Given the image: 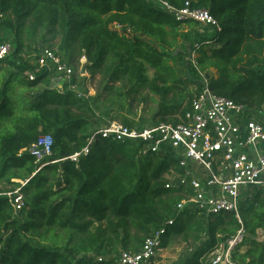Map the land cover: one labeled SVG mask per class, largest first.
Instances as JSON below:
<instances>
[{"label": "trees", "instance_id": "obj_1", "mask_svg": "<svg viewBox=\"0 0 264 264\" xmlns=\"http://www.w3.org/2000/svg\"><path fill=\"white\" fill-rule=\"evenodd\" d=\"M166 1L180 9L187 0ZM190 2L206 9L218 28L204 35L198 23L177 21L147 0H0V42L9 37L13 47L0 68L9 64L19 72L23 88L43 86L29 93L25 114L16 117L11 78L0 86V122L10 120L13 128L0 133V264H117L121 252H138L159 229L165 230L162 249L186 245L177 264H210L238 235L231 262L264 264V199L257 189L241 191L240 220L187 208L176 214L191 191L166 188L171 173H182L170 152L143 153L141 142L96 136L87 156L69 159L102 125L142 129L128 117L142 90L162 100L157 123L181 122L202 88L188 61L192 50L211 93L243 105L246 119L264 127V0ZM42 49L70 67L85 58L84 70L102 77L96 94L80 99L53 87V73L37 70ZM42 134L52 138L50 156L37 159L29 151ZM17 189L24 205L15 213L5 194Z\"/></svg>", "mask_w": 264, "mask_h": 264}, {"label": "built area", "instance_id": "obj_2", "mask_svg": "<svg viewBox=\"0 0 264 264\" xmlns=\"http://www.w3.org/2000/svg\"><path fill=\"white\" fill-rule=\"evenodd\" d=\"M158 3L177 21H194L202 31L218 28V23L206 9L192 8L190 0L180 9L174 8L166 0H147ZM198 45H194L197 48ZM13 51L11 43L0 42V63ZM188 61L195 67L202 82L201 91L193 99L181 122L160 123L148 128H130L117 122L99 127L88 139L86 145L69 157L78 163L88 155L96 136L113 141H131L144 144L143 153L168 151L177 159L180 175L170 178V186L188 187L191 194L184 192V199L176 206V214L185 208L196 210L201 215L213 216L234 213L238 220V203L241 191L255 188L264 199V127L254 120H247L243 105L215 96L208 88L209 78L195 66V52H189ZM37 70H46L54 75L60 88L75 94L80 99L88 95L79 89L74 81L72 67L51 50L42 49L37 58ZM32 81L34 74H28ZM52 138L40 135L30 152L37 159L50 156ZM31 148V149H32ZM42 148L39 154L38 149ZM30 149V150H31ZM193 192V195H192ZM15 213L24 205L20 190L5 194ZM172 224V220L168 222ZM164 229L157 230L146 238L138 252H121L117 264H149L162 250ZM241 241V235L228 242L227 248L220 246L211 256L210 264H234L230 260V250ZM102 261V259H98Z\"/></svg>", "mask_w": 264, "mask_h": 264}, {"label": "rangeland", "instance_id": "obj_3", "mask_svg": "<svg viewBox=\"0 0 264 264\" xmlns=\"http://www.w3.org/2000/svg\"><path fill=\"white\" fill-rule=\"evenodd\" d=\"M199 29V28H198ZM183 32H187L186 26H183L181 28ZM204 35H208L210 31H202ZM7 37V36H6ZM194 36H192V39ZM4 41L11 43V39L7 37L4 39ZM55 43H58V40L54 41ZM178 48L180 50H183L184 52H187V48L184 47V45H179ZM24 57L26 55L24 54ZM85 64V59L81 58L78 60L77 64H72V68L77 71V74L82 77H79V86L81 89L87 93H96L97 89L101 87L102 77L99 74L96 75H89L87 71L84 70L83 65ZM6 67L0 69V85L2 81L7 79L8 77L11 78L10 83V94L9 98L12 102V114L14 117L25 114V109L27 105L26 98L28 97L29 93H34V91H38V89L34 90H26L24 88H21L19 85V78L21 77L20 73L14 72L11 69H9L7 65ZM180 69L179 65L177 67ZM146 75L151 78L152 77V71L147 69ZM192 91L194 92L193 88ZM162 102V100L151 93H149L147 90H142L139 92V94L134 96V99L130 102L129 106V116L131 119L134 120L135 123L141 128H148L152 127V125L159 124L157 123L159 120V116H157V112L159 109V105ZM186 105V103L184 104ZM177 117V116H174ZM104 121L100 122V124H103ZM153 123V124H152ZM3 131H13L12 124L10 120H5L0 122V133ZM263 237L261 236V232H259V239L261 240ZM186 245L180 242H176L166 249L161 250L158 255L151 261V264H177L179 259L182 257V253L185 250Z\"/></svg>", "mask_w": 264, "mask_h": 264}, {"label": "crops", "instance_id": "obj_4", "mask_svg": "<svg viewBox=\"0 0 264 264\" xmlns=\"http://www.w3.org/2000/svg\"><path fill=\"white\" fill-rule=\"evenodd\" d=\"M200 29H201V27H200ZM186 30H188V27H186ZM202 31V30H201ZM180 45H181V43H180ZM85 59V58H84ZM85 63H86V59H85ZM1 67V66H0ZM2 68H6V67H4V65H3V67ZM1 69V68H0ZM2 70V69H1ZM212 73H213V71H212ZM1 74V73H0ZM152 74H153V72H152ZM3 82V81H2ZM2 84V83H1ZM18 85V84H17ZM52 85H53V87H60V85H59V83H57V81L56 80H53V82H52ZM1 86V85H0ZM21 88H23L22 86H20ZM43 88V86L42 85H39L37 88H35V89H38V91H40L41 89ZM24 89H26V88H24ZM79 89L82 91V92H84V93H86L87 95H88V99H90L91 97H93L96 93H94L93 92V94L92 93H87V92H85V91H83L82 89H81V87L79 86ZM27 90V89H26ZM34 92H37V91H34ZM252 120H254V121H256L255 120V117H250ZM107 125V124H106ZM163 250V249H162ZM152 263V262H151Z\"/></svg>", "mask_w": 264, "mask_h": 264}, {"label": "water", "instance_id": "obj_5", "mask_svg": "<svg viewBox=\"0 0 264 264\" xmlns=\"http://www.w3.org/2000/svg\"><path fill=\"white\" fill-rule=\"evenodd\" d=\"M41 130H42V128H39V131H41ZM30 151H31V152H35L36 149H35V148H32Z\"/></svg>", "mask_w": 264, "mask_h": 264}, {"label": "bare ground", "instance_id": "obj_6", "mask_svg": "<svg viewBox=\"0 0 264 264\" xmlns=\"http://www.w3.org/2000/svg\"><path fill=\"white\" fill-rule=\"evenodd\" d=\"M38 152H39V154H41L42 153V148H39Z\"/></svg>", "mask_w": 264, "mask_h": 264}]
</instances>
